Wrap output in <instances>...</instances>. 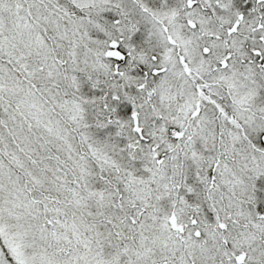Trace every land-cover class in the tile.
<instances>
[{
  "label": "snow or ice",
  "instance_id": "1",
  "mask_svg": "<svg viewBox=\"0 0 264 264\" xmlns=\"http://www.w3.org/2000/svg\"><path fill=\"white\" fill-rule=\"evenodd\" d=\"M0 264H264V0H0Z\"/></svg>",
  "mask_w": 264,
  "mask_h": 264
}]
</instances>
